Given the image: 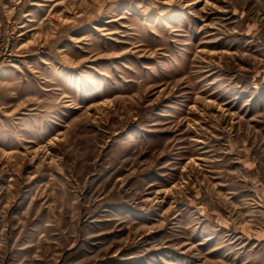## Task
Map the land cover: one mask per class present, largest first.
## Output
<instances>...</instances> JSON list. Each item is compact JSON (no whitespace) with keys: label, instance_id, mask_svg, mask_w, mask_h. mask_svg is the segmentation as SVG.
<instances>
[{"label":"rangeland","instance_id":"rangeland-1","mask_svg":"<svg viewBox=\"0 0 264 264\" xmlns=\"http://www.w3.org/2000/svg\"><path fill=\"white\" fill-rule=\"evenodd\" d=\"M0 264H264V0H0Z\"/></svg>","mask_w":264,"mask_h":264}]
</instances>
